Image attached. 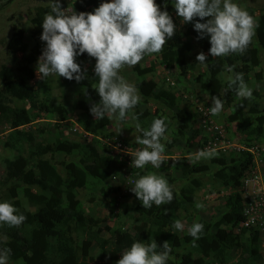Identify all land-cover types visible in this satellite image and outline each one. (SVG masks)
<instances>
[{
  "label": "trees",
  "instance_id": "1",
  "mask_svg": "<svg viewBox=\"0 0 264 264\" xmlns=\"http://www.w3.org/2000/svg\"><path fill=\"white\" fill-rule=\"evenodd\" d=\"M12 1L5 0V3ZM104 2L110 0H72L71 6L78 14L93 12ZM156 3L162 11L166 10L172 16L176 33L168 40L162 53L145 56L150 59L147 61L148 66L142 67L138 64L133 67L138 76L135 86L139 90L141 100L126 117L132 111L131 115L144 124L143 130L150 129L152 122L157 118L165 119L166 123L163 111L157 112V108L150 110L147 104L152 101L173 107L178 102V97L174 92L157 87L151 79L146 80L144 74L154 73L155 63L158 62V65L165 69H175L179 77H186L194 67L193 62L189 61V55L198 46L206 53L207 60L206 75L197 78V81L210 100L214 96L221 99L223 109L229 110V113L223 116L225 131L232 134L239 144L264 146V108L262 109L260 102L254 98L248 100L238 97L234 90L228 89V81L223 82L220 78L225 68L232 67L235 73H243L246 81L252 68L260 65L258 52H264V7L258 14L252 8L247 9L258 24L254 42L252 41L254 44L251 43L243 55L231 54L213 58L209 53L210 37L198 39L199 34L194 30L195 21L181 24L179 18L169 9V3L164 4L162 0H156ZM61 5L62 8L65 7L63 2ZM50 12V6H39L34 14H29L30 24L34 27L31 33L33 37L37 34V28L42 25L45 14ZM182 29H185L184 34L187 37L195 39V46L182 40ZM24 38L23 30L15 27L10 39L5 41L6 47L11 53L25 55L30 52L24 56V61L26 64H33L39 56V48L34 46L31 49ZM26 64H23L22 70L30 75L31 70H28ZM89 78L90 81L84 86L80 99L75 103L76 109L80 111L76 121L83 130L93 136L116 135L106 130L109 124L107 115L104 119L87 118L91 105L98 103L100 99L96 92L98 77L94 74ZM27 79L14 76L9 67L0 66V121L9 127L3 147L18 153L13 160L5 161L1 182L5 192L0 195V202L7 201L17 209L18 215L26 217L18 228H11L7 224L0 226V248L11 249L8 264H87L94 260V256L104 262L116 264L133 242L149 243L151 240H155L161 247L168 241L172 251L167 264H264L258 230H237L243 220L241 209L244 200L240 188L252 156L247 152L231 150L227 154L217 152L218 155L208 163L204 160L192 162L193 152L201 150L207 140L204 129L199 124L201 115L198 106L192 105L191 116L184 113L183 109L177 114L171 112L168 116L173 123H180L184 128L190 129L192 134L185 135L186 137L182 134L178 139L183 140L186 147L183 146L182 149H185L184 152L191 158H178L175 162L166 160L163 164L166 171L164 178L173 190V201L145 209L135 196L134 205L126 209V213L130 212L129 224L123 221L125 218L122 209L112 214L113 218L110 215L98 218L81 208L77 191L85 189L89 181L105 182L111 176L113 160L105 155V149L96 138L85 142L81 141L82 136L78 135V138L56 137L51 141L45 138L42 142L40 137L46 131L49 134L51 131L61 130L59 123H55L52 129L50 119L57 117L60 121H66L69 109L57 98L41 95ZM59 79L58 86L63 89L73 85L81 86L82 83L74 79L69 81L64 77ZM46 83L47 79L42 78L36 81V87H44ZM14 100L26 102L34 110L32 116L25 108L12 106ZM203 105L207 106L205 103ZM43 116L47 121L45 126L35 130H30V126L25 128ZM139 137L143 138L142 131L139 132ZM18 142L30 146L26 156L20 153ZM166 144L167 155L173 149L180 150L168 141ZM57 155L68 159L63 158L58 162ZM58 167L61 172L57 171ZM152 172L153 167L149 164L145 169L139 170L137 178ZM176 172L179 173V178L174 176ZM204 177H207L208 181H204ZM207 185L210 186L207 192L210 194L218 195L229 191L221 196L223 202L219 205L223 207V211L218 216H211L210 221L199 217L196 207L199 203L198 193ZM104 196L106 198L108 194L105 193ZM21 200L25 205L21 204ZM109 220L116 221L117 225H106ZM176 220L190 224L181 236L176 234L173 227ZM194 223L204 225L202 238L194 242L195 246L188 231ZM128 226H131L132 232ZM100 227L108 234L107 237L101 236ZM93 245L96 247L91 253Z\"/></svg>",
  "mask_w": 264,
  "mask_h": 264
},
{
  "label": "clouds",
  "instance_id": "2",
  "mask_svg": "<svg viewBox=\"0 0 264 264\" xmlns=\"http://www.w3.org/2000/svg\"><path fill=\"white\" fill-rule=\"evenodd\" d=\"M173 6L177 16L184 23L195 21L194 30L199 34L198 39L210 37L209 53L213 58L227 57L231 54L243 55L256 35L258 24L255 18L233 0H174ZM42 28L40 39L46 42V47L38 59L37 72L40 74L38 77L42 79L59 76L69 81L74 79L79 83L86 79V73L81 70L76 58L78 55L87 53L96 61L94 68L98 77L96 92L100 98L98 103L91 105L90 112L95 119H104L106 114L111 117L118 113L116 118L120 121H123L126 114L141 100L139 90L120 75L121 70L126 67H135L146 59V55L162 53L168 40L176 33L172 16L168 11H162L156 0H110V2L101 3L93 12L78 14L75 11L68 14L67 10L62 8L60 0H54L51 12L45 14ZM192 39L195 40L193 37ZM196 60L200 64H206L207 56L201 52ZM144 66H148L147 62ZM157 66L159 65H155V68ZM227 71L231 73L233 68L228 67ZM227 80L228 89L234 90L238 97L248 100L253 98V90L245 82L243 73L230 75ZM200 107L208 106L202 104ZM208 108L210 113L216 116L221 113L224 104L221 99L214 96L212 106ZM76 127L80 129L76 135H81L90 141L96 138L105 149V155L113 160L111 176L102 183L105 191L114 189L120 191L121 188L122 193L126 194L128 188L133 186L131 191L145 209L173 201V190L162 175L152 172L137 178L139 170L149 164L159 169L166 160L175 162L178 158L188 157L187 154L179 156L164 154L165 144L161 141L167 140L165 119H154L148 130L140 129V125L137 124L136 127L142 131L143 138L137 137L136 142L132 144L125 142L120 134L115 133L116 135L109 137L93 136L78 125ZM111 137L118 138L128 146L140 148L135 152V158L132 160L135 168L131 170L130 178L133 182L126 184L122 171L125 163L117 160L116 156H112L104 143V140ZM234 140L231 142L239 146L257 147L258 159L261 161L264 173L263 146H245ZM234 151L247 152L236 149ZM217 152L221 151L201 148L192 154L194 155L192 162L215 158L218 155ZM249 154L252 156L250 166H254V155ZM250 166L245 172V178L252 169ZM243 183L240 188L242 197L244 196ZM113 184H116L114 188ZM225 193L228 194L229 191ZM225 193L218 195L221 197ZM243 206L244 203L242 208ZM196 207L202 209L204 205L197 203ZM241 214L243 220L237 230L250 228L242 224L245 220L242 209ZM25 220L26 217L22 214L18 215L17 209L12 204L0 202V224L18 228ZM173 227L181 231L184 229L180 220H176ZM188 231L194 243L202 238L204 225L194 223ZM259 237L260 252L264 258V245H262L260 233ZM158 249L161 250L158 251ZM171 251L168 241H165L162 247L158 246L155 240L149 243L137 241L132 243L130 249L122 254L116 264H167ZM10 255V248H0V264H8Z\"/></svg>",
  "mask_w": 264,
  "mask_h": 264
},
{
  "label": "rangeland",
  "instance_id": "3",
  "mask_svg": "<svg viewBox=\"0 0 264 264\" xmlns=\"http://www.w3.org/2000/svg\"><path fill=\"white\" fill-rule=\"evenodd\" d=\"M60 1L65 4V7L63 9H66L68 14H71L74 11L73 7L71 6L72 0H60ZM53 2L54 0H13L11 3L9 2L6 4L5 0H0V66L4 65L6 67H9L13 71L14 76H17L19 78L27 79L28 77L27 80L29 81V83L41 95H45L48 97H55L62 104L64 103L65 106L69 109V114L67 116L66 121H60L57 117H53L50 119L52 122L51 128L53 129V125L55 123H59L61 130L60 132H55V131L50 132V130H48L50 132L49 134L46 133L47 132L46 131L40 137V140L42 142L43 140H45V138L48 141H51L56 137H62V138L79 137L76 134L78 133L77 131H80V129H78L76 125H78L80 128L82 127L76 121L78 117L77 115L80 113V111L76 109L75 103L80 99V96L83 93L84 86L88 84V82L90 81L89 77L95 74L94 68L96 63L95 58L89 57L87 53L77 56L76 62L80 64L81 70L86 73V79L81 81L82 82L80 84L81 86L73 85L71 88L63 89L58 86L60 84V79L58 76H49L46 77L47 79L46 86L36 87V81L40 80V78L38 77L40 74L37 72L38 59L42 55V52L46 47V42L40 39L43 32L42 25L37 28L38 30L36 36L33 37L31 35L32 31L34 30V27L32 28V25L30 24L29 16L35 13L37 7L46 6V5L52 6ZM162 2L164 4L169 3V9L171 10L172 13H174L177 16L173 6L174 0H162ZM233 2L237 3L245 10H247L248 8H252L256 10V14H258L260 12V9L264 7V0H233ZM179 20L182 24L183 23L182 19L179 18ZM15 27L16 29L23 30L25 37L24 40L28 43V46L31 49L34 46L35 47L37 46L39 48V52H40L39 56L36 58V61L33 62V64L31 63L26 64L24 61V56H26L27 54L29 55L30 52L25 55L22 53H11L8 51L6 47L5 41L10 39L13 33V29ZM181 31L183 37L182 40L189 41L191 42V44L195 46L196 41L190 39L184 34L185 29H182ZM253 42L252 45L254 44ZM201 52H203L201 47L199 48L197 46L193 50V52L189 55L190 57L189 61L193 62L194 67L191 73L186 75V77H179L175 69L173 68L165 69L161 65L155 68L154 73L144 74L146 80L151 79L157 84V87H161L169 92L170 91L174 92L175 96L178 97V102L173 107L160 105V103L156 104L152 101H150L149 104H147L148 106H150L149 107L150 110L151 109L154 110L155 108H157V112L163 111V115L166 116L165 118L168 120V121L166 120L167 131L165 133L167 140L161 141L162 143L165 142L164 154H167L166 141L172 143L173 144L172 146L176 145L175 148H180V150H176V149L171 150L168 154L170 156L186 155V152H184L185 149H182L183 146H185V144L183 140L181 141L178 139L182 136V134L183 137L192 135L190 129L184 128L183 125L180 123H173L174 122L173 120H169L168 116L171 114V112L173 114H177L179 110L183 109L184 113H187L189 116H191L193 110L192 105L201 106L202 104L205 103L207 104L208 107L212 106V100H210L207 92H203V90L200 89L199 87L200 85L197 81V78L206 75V65L200 64L196 60L197 55ZM204 54L206 55V53ZM258 58L260 60V65L258 67L252 68L245 82L247 83L248 87L253 90V98L256 101L260 102L261 108L263 109L264 108V52L262 50H259ZM149 60L150 59L146 57V59H143L139 64L142 67H144L145 63L147 61L149 62ZM23 64H26L28 66V70H31L30 75H27L26 72L22 70ZM157 64L158 62L156 63V65ZM234 74H235L234 71L229 73L227 71V68H225L224 71L220 74V78L223 82H225L228 81L227 80L228 76ZM120 75H122L125 78V80L131 84L135 85V83L138 81V76L133 71V67L132 68L126 67L122 69ZM177 81H179V83ZM12 106L17 108H25L30 113L31 116L34 113V110L30 108L26 102L23 101L14 100ZM231 110L232 108H230V113ZM226 113H229V110L223 109L219 115L216 116L212 115L211 118L216 125L225 127L226 124L223 116ZM117 116L118 114H114L111 117L108 116L109 124L107 125L106 130L110 132H114L116 134H120L121 137L124 139V141L127 142L128 144H132L136 142V138L139 137V132L141 131L140 129H142V126L144 124L142 122H139L131 114L127 115L124 121L118 120L116 118ZM87 118L89 119L94 118V116L91 114L90 111L88 112ZM46 122H47L46 117L43 116L42 118L36 121H32L31 123L26 125L25 128L27 126H30V130H35L39 127L45 126ZM137 124L140 125V129H137L136 127ZM8 128L9 127L5 122L0 121V195H3L5 192V187L1 185L2 177L4 176L5 161L7 159L13 160L18 154L13 150L6 149L3 147V142H5L6 136L9 131ZM74 129L77 130L75 131ZM231 135L232 134L230 133L227 134V136L231 140H234V137H232ZM99 136L102 137V135ZM172 140L173 142H171ZM81 141L90 142L89 139L86 140L84 137H82ZM18 148L20 150V153L23 154L24 156H26L27 153L30 151V146L22 142H18ZM196 152H198V150ZM196 152L194 151L193 154H195ZM63 158L64 160L68 159L67 157H63V155L56 156V160L58 162ZM185 158H191V157H185ZM78 159L79 157H77V160ZM209 160H204V161L208 163ZM168 164L171 163L168 162ZM164 170H165V166L163 165L159 169L153 168V172H155L158 175H162L163 177L165 176L166 173V171ZM57 171L61 172L59 167ZM174 176L179 178L180 175L178 172H176ZM204 181H208V178L204 177ZM114 185L116 184H113V188ZM132 187L133 186H130L126 191V194H123L121 188L120 191L118 189L105 191L100 181L98 180L93 182L89 181V184L85 189H81L77 191V197L80 200L81 208L85 212L90 213L91 215L96 216L98 218H104L108 215H110V217L113 218L112 214L116 213L118 210L121 211L122 209V214L123 217L125 218V220L123 219L122 220L130 224L131 220L128 219V213L130 212L126 213V209L128 210L131 206H133L136 200L135 195H133L134 193L131 191ZM208 190H210L209 185L204 187V189L198 193L199 203H202L204 205L202 209H198V214L199 217H203L205 220L210 221L212 219L211 216H218L223 211V207L219 205L223 201L221 200V197H219V195L214 193L213 194L207 193ZM105 193L108 194L106 198L104 196ZM112 200L113 203H111ZM21 201H22L21 204L25 205V202L23 200ZM181 223L184 225V229L182 231L175 229V232L178 236L183 235V231H186L188 229V226L190 225L187 221H181ZM107 224L110 225L111 227L114 224L117 225L116 221L114 220L107 221L106 225ZM0 226H4V224H0ZM130 227L131 226H128L129 230H131ZM100 233L101 236L102 235L104 237L108 236V234L105 232L104 229H102V227H100ZM80 240L81 238H79V241ZM95 247L96 245H93L90 251L91 253L93 252ZM233 257H235V254L233 255ZM87 264H110V263L99 260L98 257L94 256V260L87 262Z\"/></svg>",
  "mask_w": 264,
  "mask_h": 264
},
{
  "label": "built area",
  "instance_id": "4",
  "mask_svg": "<svg viewBox=\"0 0 264 264\" xmlns=\"http://www.w3.org/2000/svg\"><path fill=\"white\" fill-rule=\"evenodd\" d=\"M208 107H198L201 115L200 123L206 134V142L203 144V149H215L227 153L231 150L247 151L254 155L253 165L250 166L249 175L244 179L242 192L244 197V206L242 213L245 218L243 221L244 227L254 228L259 231L264 245V173L262 171V164L259 158L257 147H243L234 144L229 140L224 127L216 125L212 121V114ZM109 153L116 156L117 160L125 163L122 168L124 172L126 184L133 182L130 178L131 170L134 169L132 160L135 158V152L140 149L139 146H128L116 137H111L104 140Z\"/></svg>",
  "mask_w": 264,
  "mask_h": 264
}]
</instances>
